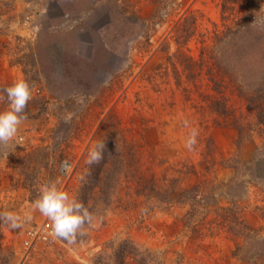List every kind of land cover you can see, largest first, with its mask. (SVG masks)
I'll return each instance as SVG.
<instances>
[{"label":"rangeland","instance_id":"374dc122","mask_svg":"<svg viewBox=\"0 0 264 264\" xmlns=\"http://www.w3.org/2000/svg\"><path fill=\"white\" fill-rule=\"evenodd\" d=\"M221 4L0 0V110L14 81L32 89L17 139L0 145V211L33 215L21 229L0 223V264L5 255L9 264H93L123 240L149 250L157 264L255 258L245 246L264 238V120L212 64ZM245 5L233 7L239 18L264 22V1ZM185 16L195 33L182 43L177 24ZM100 142L104 155L125 162L109 203L97 201L76 243L29 247L26 230L51 224L32 212L39 188L54 182L77 199L104 163L87 164ZM231 207L248 237L227 231Z\"/></svg>","mask_w":264,"mask_h":264},{"label":"trees","instance_id":"16d2710c","mask_svg":"<svg viewBox=\"0 0 264 264\" xmlns=\"http://www.w3.org/2000/svg\"><path fill=\"white\" fill-rule=\"evenodd\" d=\"M242 1V0H241ZM240 0H222L221 18L223 29L214 33L215 49L211 55L212 64L222 76L229 78L235 83L237 92L243 96L247 106L251 108L255 115L264 120V22H255L248 24L244 19L239 18L234 11V5L241 2ZM247 2V10L256 7L264 0H245ZM195 20V27H196ZM192 16H185L181 22L177 24L182 33V43L186 42L189 36L193 35ZM178 39V38H177ZM212 79V78H211ZM214 81V80H213ZM216 89L217 83L214 81ZM107 155V156H106ZM108 163L109 168L101 166ZM120 165L118 168H112L111 165ZM125 164L121 155H104V163L100 164L98 169L87 176V179L80 187L77 200L89 207L93 216L97 214V201L105 206L109 203L108 195L116 191L120 171L123 170ZM97 199H92L96 197ZM227 218L224 220L230 224L228 232L233 237H248L239 228L232 215V207L226 208ZM255 240L251 237L245 249L254 248L255 258L248 259V264H264V238ZM111 253H107L105 258L100 259L97 256L93 264H157L152 258L149 250L140 249L130 241H120L118 244L110 248ZM237 250L243 247L237 245ZM246 249V250H247ZM247 250V251H248ZM9 256L5 255L2 264H9ZM1 260V256H0Z\"/></svg>","mask_w":264,"mask_h":264},{"label":"clouds","instance_id":"9594fccd","mask_svg":"<svg viewBox=\"0 0 264 264\" xmlns=\"http://www.w3.org/2000/svg\"><path fill=\"white\" fill-rule=\"evenodd\" d=\"M7 95L8 106L0 110V145L16 140L21 131L22 122L27 119L25 109L32 99V89L25 79H18L4 89ZM187 126V122H185ZM198 132L193 129L187 140L186 146L192 150L197 142ZM106 144L97 143L88 152L87 164L89 166L99 164L104 159ZM8 155V153H7ZM32 212L39 211L44 217L51 221L50 235L76 243L80 235H84L85 225L93 223V213L89 207L69 193L60 188L56 183L50 182L39 188L38 197L31 203ZM33 219L31 213L23 216L11 212L0 211V223L12 229H21L26 223Z\"/></svg>","mask_w":264,"mask_h":264},{"label":"built area","instance_id":"2783aa9c","mask_svg":"<svg viewBox=\"0 0 264 264\" xmlns=\"http://www.w3.org/2000/svg\"><path fill=\"white\" fill-rule=\"evenodd\" d=\"M51 224L41 222L40 224L30 227L26 230V239L29 247H36L39 244L53 245L59 238L50 235Z\"/></svg>","mask_w":264,"mask_h":264}]
</instances>
